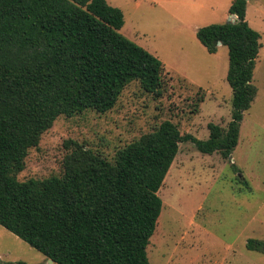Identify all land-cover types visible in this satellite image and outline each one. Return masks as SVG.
<instances>
[{"label":"trees","instance_id":"16d2710c","mask_svg":"<svg viewBox=\"0 0 264 264\" xmlns=\"http://www.w3.org/2000/svg\"><path fill=\"white\" fill-rule=\"evenodd\" d=\"M248 1H232L233 23L196 32L209 54L218 43L228 50L225 129L209 123L208 138L199 140L165 121L113 161L67 142L61 177L19 181L28 151L57 118L105 114L132 82L161 96L164 64L120 33L123 13L106 0H0V226L55 264H150L146 250L162 210L157 194L179 145L224 159L238 145L262 47L246 21ZM246 248L264 252V241L248 240Z\"/></svg>","mask_w":264,"mask_h":264},{"label":"rangeland","instance_id":"374dc122","mask_svg":"<svg viewBox=\"0 0 264 264\" xmlns=\"http://www.w3.org/2000/svg\"><path fill=\"white\" fill-rule=\"evenodd\" d=\"M106 1L123 13L120 33L164 64L166 89L156 97L132 82L105 114L57 118L28 151L19 181L61 177L62 160L72 149L67 142L113 161L119 149L165 121L183 135L206 140L209 123L225 129L231 119L228 50L219 46L209 54L196 32L233 21L228 13L233 0ZM246 21L261 35L262 47L252 80L256 96L244 112L238 145L228 159L202 155L191 143L179 145L157 194L162 210L146 250L150 264H264V252L246 248L248 240L264 241V0L248 1ZM25 246L29 252L21 249L22 262L37 264L44 258Z\"/></svg>","mask_w":264,"mask_h":264},{"label":"crops","instance_id":"0c3cea01","mask_svg":"<svg viewBox=\"0 0 264 264\" xmlns=\"http://www.w3.org/2000/svg\"><path fill=\"white\" fill-rule=\"evenodd\" d=\"M9 235H13V234H11L10 232H8L7 230H5L4 228L0 226V264H27L21 261L24 259H22L21 255H19L21 254V249L24 250L25 252H29L28 250H26L27 246L25 245L27 244L23 242L22 240H20L19 238L18 239L23 244H19L18 242L14 244V241L10 240ZM16 247L18 249H16ZM37 264H55V263L53 262L50 263L49 260L44 257Z\"/></svg>","mask_w":264,"mask_h":264},{"label":"water","instance_id":"95a60500","mask_svg":"<svg viewBox=\"0 0 264 264\" xmlns=\"http://www.w3.org/2000/svg\"><path fill=\"white\" fill-rule=\"evenodd\" d=\"M232 23L234 22V20L233 21H231ZM218 46H221V43H218ZM49 262L50 263H52L53 261L52 260H49Z\"/></svg>","mask_w":264,"mask_h":264}]
</instances>
